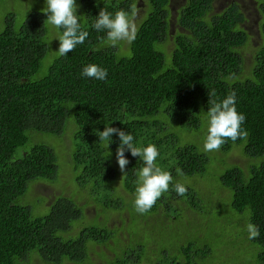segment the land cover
<instances>
[{"label":"trees","instance_id":"1","mask_svg":"<svg viewBox=\"0 0 264 264\" xmlns=\"http://www.w3.org/2000/svg\"><path fill=\"white\" fill-rule=\"evenodd\" d=\"M136 1L88 0L87 21L81 22L87 39L59 56L55 39L62 29L50 30L42 12L33 11L21 20L15 9L3 8L8 0H0V264H29L34 257L37 264H227L229 255L243 253L264 264V161L248 175L226 158L234 146H242L248 159H264V43L246 73L241 48L249 35L239 5L214 13L216 0H188L178 18L184 31L175 34L170 52L159 50L171 40V0H146L150 9L135 40L128 43L131 54L120 56V44L107 46L106 31L93 25L102 9L130 13ZM256 1L264 39V0ZM89 64L106 69L107 79L83 77ZM210 92L218 101L234 92L237 111L246 117L242 128L247 137L227 140L213 151L222 156L220 163L211 162L212 152L203 146L187 144L190 137L182 145L170 133L176 128L187 129L189 136L207 135ZM107 126L131 133L137 147L154 144L159 151L156 165L173 177L169 191L148 213L140 214L151 228L148 234L138 229L140 243H122L119 232L128 225L125 219L121 229L113 230L109 217L100 221L86 215L89 205L104 213H123L122 192L135 196L136 172L144 166L127 151L130 163L125 173L120 171L118 135L112 136L109 148L99 141V132ZM68 132L73 144L66 149L56 146L66 153L58 159L55 148L43 144L42 138L59 142ZM63 174L91 195L89 204L80 205L74 194L61 195L43 218L33 217L30 206L19 204L36 183L59 184ZM177 182L187 188L184 196L176 193ZM221 189L233 193L230 204L228 194L219 203L229 205L205 207L207 194ZM132 200L134 207L135 197ZM85 215L87 220H81ZM196 217L200 226L213 224L218 232L225 224H236L234 230L241 232L237 246L211 247L208 242L214 239L201 227L191 229L189 222ZM78 220L83 225L70 236ZM96 220L99 225L91 223ZM248 224L257 226V237L249 238ZM61 233L70 239L64 240Z\"/></svg>","mask_w":264,"mask_h":264},{"label":"rangeland","instance_id":"2","mask_svg":"<svg viewBox=\"0 0 264 264\" xmlns=\"http://www.w3.org/2000/svg\"><path fill=\"white\" fill-rule=\"evenodd\" d=\"M103 1H116L117 3H120V2H123L124 0H95V3H99ZM222 1H225L227 3L230 0H222ZM235 1H239L241 3L240 9L246 16V21L242 24V26H244V28L246 29L249 35V41L245 47L241 48V54L245 60L246 73H248L249 69L252 66V62H253L255 55L257 54L259 48L264 43V39L260 32L259 26L255 22L256 20H258V22L261 21V18H260V13L258 12L259 9L257 8L256 4L252 2V0H235ZM146 2H147L146 0L136 1L137 16L135 19V23L137 25V29L139 28L140 24L147 18V13L150 7L145 5ZM76 3L78 5L77 15L83 17L81 19V22L84 23L87 21L84 4L88 3V0H76ZM233 3H237V2H233ZM6 5H7V8L5 7V4L3 8L6 11L9 10L8 12H10L11 9L13 10L15 9V12H17V14L21 16V20L25 19L26 16H28V14H30L33 11L42 12V9L46 6L45 0H8V3H6ZM185 5L186 4L184 3V0H173L171 2V6H170L171 7V40L169 41L168 45L165 48L159 45L157 47L159 50H164V51L167 50L170 52L174 47L173 40H174L175 34L180 31L181 32L184 31L182 26L179 24L178 18H179L180 9L183 8ZM215 5H216V9L213 11L214 13H219L227 7L224 5L223 2H219V1H217ZM1 6H2V3H0V9L2 8ZM1 15H2V11L0 10V17ZM0 22H1V19H0ZM47 26L49 27L50 30H53V29L55 30V28H53L52 26L48 24ZM50 39L52 40V37ZM124 44L126 46L123 47ZM127 44L128 42L120 43V46L122 48L120 52L122 53V51H124V53L121 54L120 56H130L131 54L130 45L129 44L127 45ZM170 133H172L173 137H175L182 145L184 144V141L186 142L188 137H190L188 139L187 144H190V142H192L193 144H196L199 147L200 145L203 146L204 138H205L204 133H201V134L198 133V134L189 136L190 134L187 129L177 130L176 128H174L173 132H170ZM61 141L57 142V140L53 139L52 137L45 136L42 138L41 142L43 144L51 146L52 148H55V150L57 149L56 146L58 147L60 145L61 146L65 145L63 149H66V148L71 147L73 144L72 136L69 132L62 138ZM75 144L76 143L74 142V145ZM242 150H243L242 146L240 147L234 146L233 150L226 158L228 161H230V164H232L233 166L240 167L246 174L249 172L248 175H250L251 168L260 165L261 162L264 161V159L263 158H259L256 160L248 159L243 154ZM55 152L58 155V159H59V155H62L61 157L65 158L64 156L66 155V153H64L63 151L60 152L58 149ZM217 153L218 152H212L210 153L211 155L209 154L212 159L211 162L215 161V163H220L222 161V156L218 155ZM19 156L21 157L22 155H19ZM16 158L17 157L15 155L14 159ZM59 165L61 167L60 160H59ZM226 169L227 168H225L223 171L219 170V172L223 173ZM64 173H66V170ZM65 176L66 175L64 174L60 176L59 184H53V183L44 182V181L36 183L34 185V188L31 187L28 189L27 197L25 199L19 200V204L30 206L32 208L33 217H36V218L45 217L49 213L51 202L55 198L61 195L70 196L74 194L76 200L79 202L80 205L89 204L92 199L91 195L81 189L75 188L74 184L71 183V180L69 181ZM186 180H190V179H186ZM118 185L120 187V183L119 184L116 183V186ZM187 185L194 187V182L189 181ZM218 192L219 193L211 192L207 194L210 197V200L209 199L207 200L206 198L207 204L205 207L207 208L212 207V206L218 207L219 204H221L222 206H227L230 204L233 193L232 192L229 193L228 191L224 189H221ZM122 193L126 197L125 204H126L127 211L125 210L123 213H120V212L104 213V211L102 210L99 211L96 205H89L86 208V215L88 219L94 220L96 218L100 221L104 220L105 217H109V220H110L109 226L113 230L116 228L121 229L125 223V222L122 223V218L125 219L128 222V225L126 226L125 229L123 228L119 232V234L123 238L121 240L122 243L124 242L128 243L130 241L129 245H131L133 241H137V240H139L137 243H140L141 242L140 238H142L143 235L137 232L138 229H141L142 233L145 231L146 234H148L151 228L148 226V222L143 221L139 213L136 215L135 211H131V208L133 207L132 199L135 196L128 194L127 192H122ZM228 194H229V197H228ZM224 197L229 198L228 199L229 204L227 203V201L219 203ZM133 208L135 209V207ZM86 215L81 220L86 221L87 220ZM150 217L152 218L153 216H150ZM188 217L191 220V215H188ZM91 223L98 224V225L100 224V222H98L97 220ZM153 223H155V220H153ZM189 223L191 224V229H194L195 227H201V229L205 231L208 237L216 240V241L212 240V242H208L209 244H211V247L217 243L220 244L221 246H230V247L234 246L235 247L237 246L236 245L237 242L235 241L241 235L240 231L234 230L236 224L230 225L231 227H226V224H225V228H223L222 231L220 230L221 232H218L216 229V226L213 224H210V225L203 224L202 226H200L198 224L199 219L197 217H196L195 222L192 221ZM72 225L73 227L75 225L76 226L72 230V233H70V236H75V234L80 230L78 228L82 226L83 223L82 221L79 222L78 220L76 222H73ZM70 236H67V234H62V233L60 234V237H62L64 240L70 239ZM98 250H100V248H98ZM108 254H111V253L108 252ZM229 256L230 257L227 258V264H233V261H234V264H257L255 261H252L251 259H249L248 255H244V253L240 257L231 256V255ZM37 261H38V258L34 257L33 261L32 260L29 261V264H37L36 263ZM97 264H101V263H99L98 261Z\"/></svg>","mask_w":264,"mask_h":264},{"label":"clouds","instance_id":"3","mask_svg":"<svg viewBox=\"0 0 264 264\" xmlns=\"http://www.w3.org/2000/svg\"><path fill=\"white\" fill-rule=\"evenodd\" d=\"M45 4L46 6L42 9V13L47 16L45 23L55 29L63 30L55 39L59 40V49L54 52L59 56H66L74 51L77 45L83 44L89 35L87 31L81 29L83 17L77 15L76 0H45ZM136 16L137 6L135 3L132 5L130 13L118 10L113 14L102 9L96 17L93 27L97 31H106L104 43L107 46L116 47L121 42L131 43L135 40L138 31L135 23ZM81 75L104 81L107 79L108 72L98 65L89 64L83 68ZM209 95V110L205 116L207 135L203 143L205 152L218 151L227 140L235 142L248 135L247 131L242 128L246 117L237 111L235 93L229 94L220 101L212 98L215 96L214 92H210ZM113 135H118L120 140L116 158L122 173H125L126 167L130 163L125 157L127 151H130L133 157L143 160L144 166L136 172L138 186L135 189L134 207L137 213L146 214L156 205L162 195L169 191L173 177L170 172L162 170L156 165L159 151L154 144L143 148L137 147L134 145V136L131 133L112 126H107L104 131L99 132V141L109 148L113 142L111 139ZM177 173L183 175L180 169H177ZM174 187L180 196H184L187 192V188L181 183L177 182ZM246 229L250 239L259 235L257 226L253 224H248Z\"/></svg>","mask_w":264,"mask_h":264},{"label":"flooded vegetation","instance_id":"4","mask_svg":"<svg viewBox=\"0 0 264 264\" xmlns=\"http://www.w3.org/2000/svg\"><path fill=\"white\" fill-rule=\"evenodd\" d=\"M172 1H173V0H171V2H172ZM217 1H219V2H223L224 5L227 6V7L230 6L231 4H233V2H237L236 4H238L239 7L241 6V3H240L239 1H235V0H230V1L227 2V3H226L225 1H222V0H216V1L214 2V5H213V10L216 9V5H215V4L217 3ZM187 2H188V0H184V3H185V4H186ZM252 2L255 3L256 6H257V1H256V0H252ZM227 7H226V8H227ZM223 10H224V9H223ZM223 10H222V11H223ZM222 11H221V12H222ZM219 13H220V12H219ZM255 22H256V24H258V20H256Z\"/></svg>","mask_w":264,"mask_h":264}]
</instances>
